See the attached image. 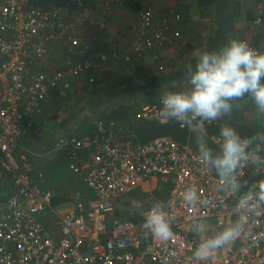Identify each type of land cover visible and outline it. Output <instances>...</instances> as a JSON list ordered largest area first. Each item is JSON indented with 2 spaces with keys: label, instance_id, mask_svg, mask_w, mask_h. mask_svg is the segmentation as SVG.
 <instances>
[{
  "label": "built area",
  "instance_id": "2783aa9c",
  "mask_svg": "<svg viewBox=\"0 0 264 264\" xmlns=\"http://www.w3.org/2000/svg\"><path fill=\"white\" fill-rule=\"evenodd\" d=\"M92 1L109 9L147 0H0V169L15 187L14 194L0 202V264H196L190 223L203 218L213 231L219 230L235 218L233 201L217 191L214 171L203 167L188 144L168 135L136 140L134 125L157 119L160 98L136 109L127 124L113 117L98 118L88 134L57 138L55 150L92 193L75 198L68 207L54 203V191L41 184L44 173L17 153L50 93L69 90L81 74H89L92 82L90 73L110 58L122 56L127 61L131 54L142 58L174 44L181 35L169 26L168 18L154 27L152 9L141 5L129 49L122 55L101 49L98 35L80 34L71 16L89 20ZM44 2L49 4L42 6ZM173 19L179 21V14ZM253 23L264 26L261 1L255 4ZM53 46L60 56L52 68H45L40 61ZM204 127L215 146L219 122ZM151 177L158 180L156 189L166 190L163 201L174 232L166 245L142 228L141 209L155 196L148 192L143 200L134 194L144 191ZM240 177L249 187L262 179L251 166L242 168ZM188 185L210 203L195 210L187 207L181 191ZM45 213L49 227L42 221ZM204 264H264V213L251 220L248 232L232 247L217 250Z\"/></svg>",
  "mask_w": 264,
  "mask_h": 264
},
{
  "label": "crops",
  "instance_id": "0c3cea01",
  "mask_svg": "<svg viewBox=\"0 0 264 264\" xmlns=\"http://www.w3.org/2000/svg\"><path fill=\"white\" fill-rule=\"evenodd\" d=\"M258 1L262 2L264 8V0H147L143 4L125 2L109 9H104L100 3L92 1V15L89 20L79 21L71 13L80 34L98 35L101 49H115L119 55L129 49L135 37V18L142 6L152 9L154 27L162 26L163 19L168 18L171 19L169 26L178 28L181 35L174 44L151 51L157 54L156 58H152L150 52L142 58L131 54V59L127 61L122 56L110 58L100 70L90 73L94 77L92 82L88 80L89 74H81L74 80L70 89L74 87V91L80 90V122H77L79 110L75 111L73 108V112L49 116V109L57 98L52 93L48 95L43 109L35 115L31 133L22 139L17 153L24 154L27 161L44 173L41 184L54 191V203H62L61 207L70 206L75 200L69 196L74 183L80 180V183L85 184L68 168L64 155L55 150L57 138L79 135L75 134L78 131L80 135L88 134L93 121L101 118L102 109H109L110 114L116 107L133 104L134 114L143 104L154 102L164 93L181 90L185 85L183 65L192 60L191 53L196 48L215 50L226 43L228 36H233L251 41L258 50H264V26L253 23L254 7ZM41 4L45 6L49 3ZM176 14L180 16L179 21L173 19ZM59 56L57 46H53L40 64L45 68H52L53 62ZM117 79L120 83L116 87L107 86L108 82ZM250 109L251 105L234 111L232 117L225 120L240 134L252 135L256 131L264 130L254 123ZM132 114L113 118L127 124ZM108 117L111 116L103 119ZM134 131L138 142H146L158 135H168L197 151L194 136L187 129L179 128L175 121L164 124L158 119L144 120L134 125ZM209 143L215 148L210 139ZM157 183V178L151 177L143 186L144 191L137 189L134 194L146 200V196L151 193L156 200L163 201L166 190L156 189ZM87 189L89 190L88 187ZM14 192L11 179L0 169V202ZM91 196L89 190L87 195L80 197ZM66 201L71 202L68 206H63ZM47 216L43 215L42 221L49 227L51 220Z\"/></svg>",
  "mask_w": 264,
  "mask_h": 264
},
{
  "label": "clouds",
  "instance_id": "9594fccd",
  "mask_svg": "<svg viewBox=\"0 0 264 264\" xmlns=\"http://www.w3.org/2000/svg\"><path fill=\"white\" fill-rule=\"evenodd\" d=\"M255 23L259 25L261 21L257 19ZM191 56L192 60L183 65L184 87L160 96L156 118L164 124L175 121L194 136L200 163L214 171L217 191L233 201L231 215L235 218L223 223L219 230L213 231L203 218L190 223L196 237L192 260L204 264L217 250L232 247L248 232L251 220L264 213V130L242 136L225 120L234 111L251 105L254 123L264 129V50L228 36L226 43L215 50L196 48ZM220 121L214 148L204 125ZM248 166L262 177L254 187L240 177V170ZM181 198L194 210L210 203L198 195L193 185L182 189ZM140 214L142 228L154 240L166 245L173 238L164 201L153 199Z\"/></svg>",
  "mask_w": 264,
  "mask_h": 264
},
{
  "label": "rangeland",
  "instance_id": "374dc122",
  "mask_svg": "<svg viewBox=\"0 0 264 264\" xmlns=\"http://www.w3.org/2000/svg\"><path fill=\"white\" fill-rule=\"evenodd\" d=\"M54 54H56V53L54 52ZM52 95L57 99H55V103L52 104L51 108L49 109V111L51 112V115L49 114V116H54V115H58L61 113L64 114L68 111L73 112L72 108L75 111L79 110V108H80V90L74 91V87H73L70 90L54 91L52 93ZM83 97L89 98L88 96L86 97L85 95H83ZM159 97H157V98H159ZM109 111L110 110L106 109V108L100 110V112L103 113L102 116H100V117L101 118L107 117L109 115ZM78 112H79V115L77 116V118H78L77 122H80V110ZM170 125H172V124H170ZM75 134H80V131L75 132ZM77 179H79V178H77ZM74 185L75 186L73 187V191H70V193H69L70 198H72V199L79 198L80 196H85L89 193V190L87 189L85 184L80 183V180H77V182L74 183ZM70 202L71 201H66L63 204V206H68L70 204ZM46 215L47 214L45 213V216ZM44 221H45V224H47V220L45 218H44Z\"/></svg>",
  "mask_w": 264,
  "mask_h": 264
},
{
  "label": "trees",
  "instance_id": "16d2710c",
  "mask_svg": "<svg viewBox=\"0 0 264 264\" xmlns=\"http://www.w3.org/2000/svg\"><path fill=\"white\" fill-rule=\"evenodd\" d=\"M138 5L135 6V8H137ZM120 83V81L117 79L113 82H108L107 86L109 88H114L116 87L118 84ZM133 110H134V105L133 104H129V105H126V106H121V107H116L115 109H113L111 112H110V116L111 117H125L126 115H130L133 113Z\"/></svg>",
  "mask_w": 264,
  "mask_h": 264
}]
</instances>
